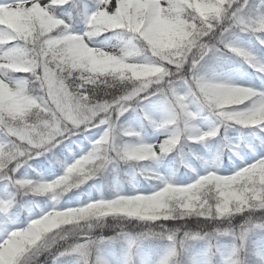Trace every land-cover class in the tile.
Wrapping results in <instances>:
<instances>
[{"label": "clouds", "instance_id": "obj_1", "mask_svg": "<svg viewBox=\"0 0 264 264\" xmlns=\"http://www.w3.org/2000/svg\"><path fill=\"white\" fill-rule=\"evenodd\" d=\"M68 3L18 5L28 28L16 32L33 36L30 59L0 74L8 144L0 219L28 213L0 237V264H109L107 245L123 254L121 264H264V139H246L264 132V91L224 78L221 65L230 54L264 75V60L239 43L246 35L264 47V0H89V10L69 16L79 32L57 18L56 5ZM209 53L212 63L202 64ZM185 56L190 67L177 75ZM137 90L163 98L162 118L148 121L162 137L155 143L120 123L130 106L123 98ZM201 114L206 128L196 123ZM57 149L71 158L61 174L16 178L37 157L59 163ZM181 170L189 182H177ZM116 178L155 187L62 206L89 181Z\"/></svg>", "mask_w": 264, "mask_h": 264}, {"label": "rangeland", "instance_id": "obj_2", "mask_svg": "<svg viewBox=\"0 0 264 264\" xmlns=\"http://www.w3.org/2000/svg\"><path fill=\"white\" fill-rule=\"evenodd\" d=\"M0 2H3V0H0ZM44 2H47V0H44ZM71 2L74 8L78 9V12H80L81 15L85 11L91 8L89 0H71ZM250 2L259 4L260 0L258 1L250 0ZM70 14L73 18L75 17V15H72L71 12L62 11L56 8L57 18L64 19L65 22L69 23L70 26L75 31L77 32L81 31L83 28L82 23H80L78 20H75V19H69ZM0 17H3L5 19L6 23L3 26H5V28L7 29H11L12 31L24 29V26H25L24 10L18 7V4L15 3V0H10L8 4L0 6ZM108 35H111V34H108ZM159 35L163 41L167 42L169 40V34L163 25H161L159 29ZM101 39H104V37H101ZM16 43H22V42H16ZM239 43L241 44V46L245 48H250L254 52V54L258 56V58H260L261 60H264V47H261L260 45H258L255 42V40H250L248 36L244 35V36H241ZM11 46L12 45H8L5 47H11ZM4 50L5 48L0 47V52ZM210 57H211V53H209V56H206L205 61H202L201 63L211 64L212 60L210 59ZM223 60L224 62H222L221 65L223 67L224 78L231 79L232 81L242 84L244 86L252 87L258 92L264 91V75H261L260 73L255 72L253 69L243 64L239 58L234 57L230 54L228 56L223 57ZM189 67H190V61L189 63L183 66L182 72L187 73ZM15 75L23 76L26 74L18 73ZM144 78L147 79L148 77H144ZM129 105H130L129 111L124 113V115L120 117V123L125 124L127 126H131L135 128L136 130L141 131L144 136V139L147 142L155 143L159 139H161L162 137L160 136V134L153 131V128L148 124L149 120L159 121L162 118L163 110H164V101H163V98L159 95V93H157L156 95H149L147 99H144L143 97L136 98L133 101H131ZM190 110L195 111L194 108H190ZM203 115L204 114H201L200 116L197 117L196 123L199 126L206 128L207 123L203 119ZM229 131H232V130H229ZM237 135L238 134L233 135V136L229 135V136L235 138ZM246 139L254 143L255 141H259V139H264V138L261 136V134L258 133L257 138L246 136ZM0 142H4V140L0 138ZM258 154L264 155L263 153H258ZM253 159H254L253 157L249 156L248 162H252ZM37 160L38 158L31 160V161H37ZM231 170H232L231 166L225 163L224 173L229 174ZM0 184H1L0 185V197H2L3 199L5 191H6V182L0 181ZM154 187H143L140 185V182H139V183H136L135 186H133L132 192H130L127 195L150 194ZM62 206L67 207V206H74V205L63 203ZM24 224L25 222H22L21 220L17 221L15 217L13 216H9L7 220L0 219V237H2L6 233V231L9 229L10 226L18 225L22 227L24 226ZM122 255H123L122 253L121 255H118L116 252L114 253L111 245H107L101 250V257L105 260H108L109 264H113L114 261L116 262V264H121ZM69 259L70 258L68 257L61 258V260L59 261V264H67ZM41 260H43V257H41Z\"/></svg>", "mask_w": 264, "mask_h": 264}, {"label": "trees", "instance_id": "obj_3", "mask_svg": "<svg viewBox=\"0 0 264 264\" xmlns=\"http://www.w3.org/2000/svg\"><path fill=\"white\" fill-rule=\"evenodd\" d=\"M57 8L62 11L71 12L72 15H75L76 12L78 11V9L74 8V6L72 5L71 0H69L68 4H65L62 7H57ZM222 62H224L223 58L221 59V64ZM247 131L248 130H245L246 133ZM254 131H256V133H260L262 137L264 138V132H260L259 129H255ZM236 134L238 133L234 129L228 132V135H231V136L236 135ZM257 143L258 142L254 144H257ZM56 152L60 156L59 163L53 162L50 156L37 157L38 158L37 161H29V164L31 165L30 168L27 166L24 168H21L16 173V178L35 179L37 176V173H40L45 178L51 179V178H54V176L61 174L63 164L70 163L71 158L68 157L67 153L63 152L62 149H57ZM74 152L76 155L80 154L79 150L77 149H74ZM189 179H190L189 175L185 173L183 170H181L180 175L176 178L178 183H184V182L187 183L189 182ZM141 185L143 187L145 186L154 187L155 186L154 184L145 183L143 181H141ZM132 190H133V185H130L127 182H122L119 178H116L112 183L108 185L102 184V182L99 180H94V181H89L88 184L82 186L80 189H76L70 192L66 197H64L62 204L63 203H67V204L74 203L77 206L78 204L87 203V202H90V200H95L100 197L111 198L116 193L127 195ZM0 199H2V197H0ZM38 202L41 204L44 203V201L39 198H38ZM27 218H28V213L25 212L23 215L20 216L19 220L26 223ZM103 235L105 237L106 236L108 237L112 235V232L109 229H105Z\"/></svg>", "mask_w": 264, "mask_h": 264}, {"label": "snow or ice", "instance_id": "obj_4", "mask_svg": "<svg viewBox=\"0 0 264 264\" xmlns=\"http://www.w3.org/2000/svg\"><path fill=\"white\" fill-rule=\"evenodd\" d=\"M10 2V0H3L0 2V6L6 5ZM167 2V0H166ZM15 3L20 5L24 4L25 0H15ZM65 4H57V7H62ZM39 23V20H37ZM28 25L24 26V29H27ZM0 33H2V37H0V47L5 48L4 51L0 52V65H4L3 69H0V74L3 72H10L13 68L22 66L27 63L30 59V53L28 52V48L32 47L33 45L29 43V41H33V36L28 34L26 31L23 34H18L16 31H12L11 29H6L5 26L0 25ZM26 37V38H25ZM22 42V43H16ZM8 45H12L11 47H5ZM189 58L185 56L183 60L177 61L175 63V69L177 75L182 72L183 66L185 62ZM167 93H165L166 95ZM160 95V94H159ZM140 98L139 90L130 93L129 95L123 98L122 103L125 105L129 104L133 101V98ZM148 98V97H147ZM145 98V99H147ZM7 148L8 144L7 141L0 142V152L4 155H7Z\"/></svg>", "mask_w": 264, "mask_h": 264}]
</instances>
